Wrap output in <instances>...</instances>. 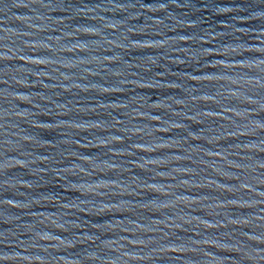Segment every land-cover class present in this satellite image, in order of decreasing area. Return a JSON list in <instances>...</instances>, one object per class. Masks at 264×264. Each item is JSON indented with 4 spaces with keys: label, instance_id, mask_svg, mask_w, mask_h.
Masks as SVG:
<instances>
[{
    "label": "water",
    "instance_id": "1",
    "mask_svg": "<svg viewBox=\"0 0 264 264\" xmlns=\"http://www.w3.org/2000/svg\"><path fill=\"white\" fill-rule=\"evenodd\" d=\"M0 264H264V0H0Z\"/></svg>",
    "mask_w": 264,
    "mask_h": 264
}]
</instances>
